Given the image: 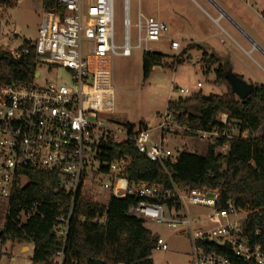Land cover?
<instances>
[{
	"label": "built area",
	"instance_id": "built-area-1",
	"mask_svg": "<svg viewBox=\"0 0 264 264\" xmlns=\"http://www.w3.org/2000/svg\"><path fill=\"white\" fill-rule=\"evenodd\" d=\"M54 2L58 8L45 10L41 15L37 39L26 42L10 56L22 59L24 64L34 53L35 80L41 77V69L46 68L52 76L65 71L68 81L45 88L11 82L0 94V198L9 200L25 184L27 171L57 174L62 188L73 197L68 217L60 218L54 228L61 249L47 263L33 264H81L66 250L79 192L101 205H106L112 197L140 199L128 209V216L167 224L189 238L192 252L187 264H233L226 251L244 264H264V224L257 225L251 218L257 211L239 208L233 200L219 206V194L205 188L181 191L174 184L166 189L162 185L131 183L127 177L130 165L127 157L106 163L99 159L101 146L131 142L139 153L166 170L167 164L176 163L180 154L187 152L185 146L171 148L168 144L170 137L193 132L186 123H179L174 112L167 110L161 116V123L155 129L160 131L157 140L151 137L153 130L136 129L130 134L124 126L106 119L114 114L112 60L131 57L134 51H140L142 56L156 53L150 46L166 37L168 26L146 16L140 6L136 23L132 24L130 0H124V38L118 44L115 0ZM14 36L12 33L11 37ZM171 49L179 51L180 44L172 42ZM197 86L203 87L200 83ZM180 92L189 94L188 90ZM216 120L226 130L216 127L211 132L194 131L200 141L215 145L221 138H248L247 132L227 131V113H220ZM195 151L191 147V152ZM227 152V146L220 149L221 154ZM193 207L211 210L208 219L211 228L194 229L189 212ZM82 220L87 222L88 218ZM89 220L94 225L105 226L108 215L103 213ZM156 250H169L161 236Z\"/></svg>",
	"mask_w": 264,
	"mask_h": 264
},
{
	"label": "trees",
	"instance_id": "trees-1",
	"mask_svg": "<svg viewBox=\"0 0 264 264\" xmlns=\"http://www.w3.org/2000/svg\"><path fill=\"white\" fill-rule=\"evenodd\" d=\"M48 11L58 5L54 0H42ZM13 0H0V6L12 7ZM1 31V22H0ZM192 47L177 57V64ZM0 61V94L9 83L32 85L36 67L34 53L23 65L11 63V56L3 52ZM165 55L146 53L142 57V78L151 76L153 69L163 66ZM201 64L205 75L215 73L214 85L226 86L228 93L223 96H203L194 94L186 99L169 102L168 111L178 114L179 123H186L193 132L185 133L196 137V131L211 132L216 127L226 130L217 122L220 113L229 115L227 131L247 132V139H218L215 145L208 144L207 154L199 156L194 152H183L174 164H167L166 170L158 163L149 161L131 142L121 145L100 147L101 162H111L127 157L130 165L127 177L131 183L162 185L169 189L173 184L181 191L188 189H207L219 194V206L233 200L237 207H249L254 213L251 218L257 225L264 224V86L255 85L253 92L245 101H240L233 93L226 75L232 72L229 63L221 62L212 55L203 53ZM240 78V77H239ZM242 79V78H241ZM191 111H194L192 113ZM130 134L147 127L138 128L130 123H121ZM195 131V132H194ZM260 135H257L259 134ZM228 147L227 154L220 149ZM102 168V171H106ZM26 183L17 188L8 201L2 244L34 246L33 263H47L61 249L54 228L58 220L68 217L73 197L62 188L57 174L24 172ZM140 199L127 196L124 199L110 198L106 205L97 204L80 192L76 198L73 216L70 220L67 253L81 264H154L153 252L156 250L159 235H154L145 227V221L128 216V209L137 205ZM33 204L36 208L33 209ZM171 202L168 205L171 206ZM108 215L105 226L94 225L89 219L100 214ZM26 218L22 221V218ZM83 218H88L83 222ZM218 252L222 249L216 248ZM225 255L233 264H244L232 253Z\"/></svg>",
	"mask_w": 264,
	"mask_h": 264
},
{
	"label": "rangeland",
	"instance_id": "rangeland-1",
	"mask_svg": "<svg viewBox=\"0 0 264 264\" xmlns=\"http://www.w3.org/2000/svg\"><path fill=\"white\" fill-rule=\"evenodd\" d=\"M147 1L142 0V3H140L139 0H130L132 24L136 23L140 4L144 5ZM151 3L153 5V0H151ZM237 7L240 12L250 16L254 24L253 28L258 29L259 33L264 36V20L262 16H258V14L264 13V0H249L247 3L237 1ZM45 10L42 0H23L12 7L0 6V50L10 55L11 52L21 48L26 42L36 40L41 15ZM123 19L124 0H115L118 44H122L124 38ZM12 33L16 36L11 37ZM168 37L171 38V30ZM150 48L156 53L165 55L166 58L163 66L154 68L151 76L146 81L142 78L143 56L140 51H134L131 57H118L112 60L113 85L115 88L114 114L106 119L116 124L130 123L136 128L144 125L147 129L153 130L151 137L153 140H157L160 131H155V129L161 123V116L167 113L169 102L186 99L191 97L192 94L199 93L207 97L210 95L223 96L228 93V88L214 85V71L208 76L204 74L201 59H198L199 54L197 52L183 57V62L177 64V57L181 55L182 50H185V48L174 52L165 42L152 44ZM253 58L259 61L257 55H253ZM259 63L264 68V64ZM251 67L253 66L251 65ZM41 72V77L33 82L34 87L45 88L51 84H63L68 81L67 73L63 70L57 71L56 75L53 76L46 68H42ZM254 72L262 76L264 83V74L259 69H255ZM242 79L249 85L255 86L250 80ZM199 83L202 84V88H198ZM181 90H188L189 94H182ZM191 112L194 113V111ZM110 126L108 125V127ZM257 135H260V133ZM168 144L171 148L185 146L184 149L187 152H191V147H194L197 149L199 156H205L208 150L206 142L200 141L197 137L190 138L181 133L175 138L170 137ZM87 191L89 194L92 193L90 189L85 192ZM7 212L8 201L0 198V231L4 227ZM189 212L195 230L212 227L208 220L211 214L210 209L193 207ZM25 219L23 217L22 221L24 222ZM145 227L154 235L164 238L169 246L167 252L158 250L153 252L152 260L154 264L188 263L192 252L189 238L183 237L167 224L146 222ZM23 247L25 248L23 249ZM33 254L34 246L32 244L26 246L14 244L11 241L2 244L0 240V264H33Z\"/></svg>",
	"mask_w": 264,
	"mask_h": 264
},
{
	"label": "crops",
	"instance_id": "crops-1",
	"mask_svg": "<svg viewBox=\"0 0 264 264\" xmlns=\"http://www.w3.org/2000/svg\"><path fill=\"white\" fill-rule=\"evenodd\" d=\"M237 1L247 3L249 0H153V5L148 0L140 7L146 16L170 28L161 41L170 48L172 42H178L180 50L192 47L185 56L197 52L199 60L206 52L229 63L237 76L264 86L262 76L254 72L259 69L264 74L259 63L264 64V36L253 28L250 16L238 10ZM258 16L264 20V13ZM170 30L171 38L168 37ZM253 55H257L259 61Z\"/></svg>",
	"mask_w": 264,
	"mask_h": 264
},
{
	"label": "water",
	"instance_id": "water-1",
	"mask_svg": "<svg viewBox=\"0 0 264 264\" xmlns=\"http://www.w3.org/2000/svg\"><path fill=\"white\" fill-rule=\"evenodd\" d=\"M5 58L3 52L0 50V61ZM11 63L19 66L23 65V60L22 59H10ZM227 81L230 85L231 90L233 93L239 98L240 101H245L249 95L253 92L254 86L249 85L246 83L243 79L239 78L236 74L233 72H228L226 75ZM197 154V151L194 152ZM3 232L0 231V238L2 237ZM96 264H102V262H97Z\"/></svg>",
	"mask_w": 264,
	"mask_h": 264
}]
</instances>
